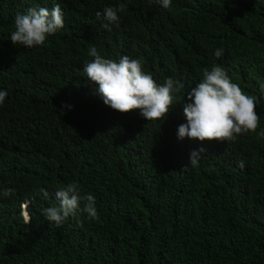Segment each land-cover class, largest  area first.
<instances>
[{
  "label": "trees",
  "instance_id": "obj_1",
  "mask_svg": "<svg viewBox=\"0 0 264 264\" xmlns=\"http://www.w3.org/2000/svg\"><path fill=\"white\" fill-rule=\"evenodd\" d=\"M57 3L64 27L43 46L11 42L17 13ZM217 3L222 22L210 14ZM121 5L106 30L96 13ZM241 39L243 51H259L257 64L238 52ZM263 43L264 0H172L170 9L155 0H0V90L8 93L0 105V264H264V121L249 147L223 146L211 163L187 165L184 152L162 145L161 157L155 148L206 68L221 64L258 97ZM93 45L104 58L135 55L182 83L168 116L131 120L106 106L83 72ZM71 182L95 197L98 220L80 213L82 226L71 217L57 226L42 215ZM21 202L29 223L15 211Z\"/></svg>",
  "mask_w": 264,
  "mask_h": 264
},
{
  "label": "clouds",
  "instance_id": "obj_2",
  "mask_svg": "<svg viewBox=\"0 0 264 264\" xmlns=\"http://www.w3.org/2000/svg\"><path fill=\"white\" fill-rule=\"evenodd\" d=\"M155 3L164 9H170L172 6V0H155ZM220 7L222 5L219 3L213 5L215 11L213 13L210 10V14L222 22ZM122 10L123 5L119 9L106 7L102 13L97 12L96 15L107 21L103 27L110 31V24L119 21L117 13ZM63 27V13L58 3L54 4L52 9L28 8L23 14L17 13L15 16L10 40L14 45L19 44L26 48L43 46L50 35ZM236 46L238 52L240 51L250 64H257L260 54L257 49L243 51V39L239 40ZM262 48L264 50V43ZM159 49L163 52L165 47ZM168 51L171 56L168 54L165 58L176 66L177 59L172 58L174 53ZM223 52V48H218L215 50V56L220 58ZM88 54L94 59L83 66L87 80L98 85L96 92L106 106L131 117V120L135 116L147 121L163 120L173 108L175 94L184 87L172 78L165 81L156 76L153 66L135 55L134 57L127 54L118 61L104 58L94 45L90 46ZM240 60L243 63V58ZM221 63L227 62L221 59ZM262 71L264 74V69ZM7 95L6 90H0V105ZM258 97L263 104L264 85H261ZM258 97L246 94L239 84L232 81L221 64L212 66L210 70L204 69L202 81L193 87L183 100L175 104L178 118L172 123L171 129H167L160 136L161 140L155 147L158 154L161 157L166 155L167 150L162 145H170V153L184 152V163L196 166L199 160L203 164L211 163L223 146L245 150L251 145L252 136L264 121L263 115L259 113ZM259 135L264 136V131ZM238 166L244 168V162L240 161ZM13 191L8 188L3 191V195L10 196ZM56 199L59 201L58 206L53 205L41 211L49 223L54 222L61 226L70 217L81 223L80 213L87 214L89 219H99L95 197L91 193L82 195L77 182H71L59 189ZM15 209L20 212L26 223L32 220L27 202H21Z\"/></svg>",
  "mask_w": 264,
  "mask_h": 264
}]
</instances>
